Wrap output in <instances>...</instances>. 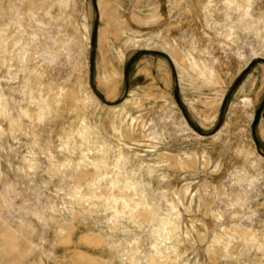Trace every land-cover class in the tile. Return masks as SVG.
Here are the masks:
<instances>
[{"label": "rangeland", "instance_id": "374dc122", "mask_svg": "<svg viewBox=\"0 0 264 264\" xmlns=\"http://www.w3.org/2000/svg\"><path fill=\"white\" fill-rule=\"evenodd\" d=\"M0 264H264V0H0Z\"/></svg>", "mask_w": 264, "mask_h": 264}]
</instances>
